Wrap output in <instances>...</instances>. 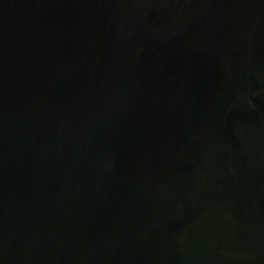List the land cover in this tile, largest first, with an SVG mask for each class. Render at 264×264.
Segmentation results:
<instances>
[{"label": "water", "instance_id": "1", "mask_svg": "<svg viewBox=\"0 0 264 264\" xmlns=\"http://www.w3.org/2000/svg\"><path fill=\"white\" fill-rule=\"evenodd\" d=\"M0 264H264V0H0Z\"/></svg>", "mask_w": 264, "mask_h": 264}]
</instances>
